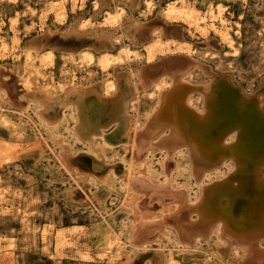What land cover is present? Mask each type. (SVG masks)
<instances>
[{
  "label": "rangeland",
  "instance_id": "obj_1",
  "mask_svg": "<svg viewBox=\"0 0 264 264\" xmlns=\"http://www.w3.org/2000/svg\"><path fill=\"white\" fill-rule=\"evenodd\" d=\"M57 1L0 0V37L10 47L0 52V264H264V238L247 253L227 232L193 239L184 229L197 218L187 209L196 204L198 183L223 184L235 171L224 165L199 182L190 176L184 149L170 158L163 149L136 150L135 157L132 141L134 120L156 97L148 95L152 86L143 93L134 87L138 74L144 70L150 80V69L162 61L175 64H162L154 70L160 74L190 71L197 109L203 101L198 88L210 91L220 81L247 101L264 97V0H185L200 13L222 7L224 23L202 31L165 15L175 0H84L74 11L65 4L58 9ZM43 2L48 14L26 30L24 21L31 12L38 16ZM107 12L122 14L105 24ZM12 38L22 48L11 49ZM156 40L148 59L146 48ZM30 46L35 50L26 60ZM122 49L131 52L128 58ZM48 51L51 63L42 66L38 58ZM106 53L114 61L102 69L98 58ZM27 70L36 86L29 93L23 89ZM112 77L115 90L104 94ZM51 82L58 88L47 96L43 87ZM117 99L120 111L113 110ZM132 161L157 185L171 184L136 194V210L125 206ZM148 220L152 224L133 230Z\"/></svg>",
  "mask_w": 264,
  "mask_h": 264
},
{
  "label": "bare ground",
  "instance_id": "obj_2",
  "mask_svg": "<svg viewBox=\"0 0 264 264\" xmlns=\"http://www.w3.org/2000/svg\"><path fill=\"white\" fill-rule=\"evenodd\" d=\"M83 2L84 0H62L61 3L55 2V5L61 10L65 4L74 11ZM145 3L150 5L149 0ZM166 6L165 15L172 16L179 19L180 22L186 23L187 28L192 31L214 28L215 22L224 23L220 15L222 12L220 5L216 8L210 5L201 13L185 0H175L166 4ZM49 8L50 6L43 2L42 10L38 16L31 12L30 16L27 17L28 20L24 19L23 24L25 25L27 22L28 27L26 30L34 29L37 26V21L42 20L48 14ZM119 14V12L113 14L107 12L103 22L105 24H114L115 21H119L117 20ZM157 43L158 41L153 46L146 48L148 59H150L153 47ZM10 44L11 49L22 48L14 38L11 39ZM9 49L7 42L0 37V52H7ZM33 50H35L33 46L28 48L25 56L26 60L31 58V51ZM121 52L126 58L131 53L126 49H122ZM51 56L52 52L48 51L40 56L38 61L42 66H45V64L51 63ZM84 58L87 61H91L92 56L89 53H85ZM113 59L112 55L103 54L98 58L100 67L107 69L114 61ZM35 62L37 61L35 60ZM30 74L31 72L27 70L23 76V80H25L23 89L26 92L35 90L36 87L33 83L35 80L34 76ZM37 74L40 75V72L38 71ZM150 74L152 78L145 81L147 74L142 70L138 74L140 77L137 75L140 80L139 84L137 86L136 84L134 85L135 88L140 86L142 93L145 88L152 86L153 91L149 92L148 95L153 96L156 94L148 111L134 120L133 130L136 137L135 139L132 138V141H136L134 143L138 147L133 149L135 150L134 153L136 150L138 153H142L139 151L146 149L148 153L152 154L155 150L163 149L165 157H169L174 152L181 153L182 149H184L186 152V163H189L190 176L196 181H204L213 173H220V169L224 165L229 166L230 172L233 174L235 171L236 175L230 177L228 182L223 184L212 182L203 185L199 181L200 183L198 184H201V187L197 200L194 202L196 204L191 209H187L188 212L193 211L197 218L194 220L189 218L186 228H184L185 226L181 228L187 230L188 238L192 237L193 239L198 238L199 234L205 236L209 232H216L221 235V231L227 232V236L229 233L235 242L245 244L247 249L244 246L242 248L239 247L234 242H229V244H235L243 252L245 250L247 253L255 252V248H257L255 244H258L264 238V97L255 96L253 100L247 101L245 96L234 91L225 81H220L210 91H208L209 86L198 88L197 91L199 92L200 90V97L203 101L201 109H197L193 106L194 98L192 93L196 90H193L187 84L188 78L191 76L189 70L185 69V71H180L179 73L168 72L163 74L153 71ZM147 79L149 78L147 77ZM115 84V77L107 79L103 87V93L107 94L114 91ZM43 88L44 94L48 96L54 94L58 86L51 82L45 84ZM77 88L71 86L70 89L74 92L77 91ZM119 101L117 99L113 107L114 111H120ZM125 108L126 104L124 103ZM62 154L59 155V158H61ZM133 162L130 163L127 171L125 206H129L131 210H136L139 209V200L136 194L147 188L169 189L171 184L157 185L155 181L150 180L146 173L143 172V169L134 168L135 162ZM172 193L174 194L172 197L179 200L180 196L178 193L176 191H172ZM240 210H243V212L239 213ZM164 211L166 215L169 209ZM161 213L163 214L162 210ZM158 218H160L159 215H156L155 219ZM146 224L150 225L152 222L150 220L137 222L134 224L133 230L136 231L138 229L136 227L143 228ZM183 236L182 234L181 237ZM132 239L135 240V236ZM4 253L11 256V251L9 250H5Z\"/></svg>",
  "mask_w": 264,
  "mask_h": 264
},
{
  "label": "water",
  "instance_id": "obj_3",
  "mask_svg": "<svg viewBox=\"0 0 264 264\" xmlns=\"http://www.w3.org/2000/svg\"><path fill=\"white\" fill-rule=\"evenodd\" d=\"M162 64H164V65H168V64L173 65V64H175V62H171V63H169V62H167V61H162L160 64L155 65L154 67H152V68L150 69L151 73H153L154 70H157V68H159V66H162ZM153 68H154V69H153ZM155 72H156V71H155ZM217 78H220V77H217Z\"/></svg>",
  "mask_w": 264,
  "mask_h": 264
}]
</instances>
